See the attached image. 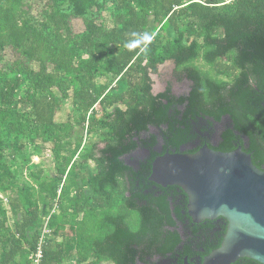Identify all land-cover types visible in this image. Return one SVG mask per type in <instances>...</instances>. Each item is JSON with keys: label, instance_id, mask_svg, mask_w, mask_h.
<instances>
[{"label": "trees", "instance_id": "obj_1", "mask_svg": "<svg viewBox=\"0 0 264 264\" xmlns=\"http://www.w3.org/2000/svg\"><path fill=\"white\" fill-rule=\"evenodd\" d=\"M39 1L0 0V191L13 193L7 203L0 196V264H32L48 216L41 264H65L73 251L78 264L202 259L227 220L219 230L187 217L183 232L187 194L150 180L152 161L167 150L195 152L183 149L195 121L227 115L231 125L210 147L242 144L264 169V0H42L36 13ZM150 17L151 42L130 51ZM167 60L183 67L187 92L175 94L170 82L153 91L151 72ZM118 80L127 87L114 92ZM66 101L68 117L57 121ZM24 138L49 146L55 173L30 163ZM140 146L148 154L126 163ZM7 157L22 159L30 182H17L19 164Z\"/></svg>", "mask_w": 264, "mask_h": 264}, {"label": "water", "instance_id": "obj_2", "mask_svg": "<svg viewBox=\"0 0 264 264\" xmlns=\"http://www.w3.org/2000/svg\"><path fill=\"white\" fill-rule=\"evenodd\" d=\"M223 117L216 126V137H211L213 142L230 120ZM189 147L191 143L183 146ZM136 150L139 160L148 154L144 147ZM149 178L162 186H180L188 196V214L194 222L217 217L227 220L220 245L199 264H231L243 257L264 264V169L253 162L242 144L230 151L214 149L208 143L195 152L167 150L152 161ZM184 260L191 264L187 257Z\"/></svg>", "mask_w": 264, "mask_h": 264}, {"label": "rangeland", "instance_id": "obj_3", "mask_svg": "<svg viewBox=\"0 0 264 264\" xmlns=\"http://www.w3.org/2000/svg\"><path fill=\"white\" fill-rule=\"evenodd\" d=\"M42 3H43L42 0L38 2V5L36 9L34 10V12L37 13L41 9ZM74 24H75L76 30L78 31H80L83 28V22L81 19L75 20ZM154 27H155L154 20L153 18L150 17L148 28L145 33H148L151 36ZM169 31L173 33L171 27L169 28ZM195 63H197L204 69L210 68L209 65H207L203 60H197ZM182 68L183 67H176V64L173 60H167L164 63L160 64L157 72H151V77L153 79V91L156 93L158 91L164 90L166 84L170 82L172 84V89L175 94H181V93L187 92L190 88L191 80L188 79L184 75ZM115 83L117 85V88L114 92L122 91L127 87V84L124 81L118 80ZM70 106L71 104L69 101L63 102V108L60 109L56 115L57 121L65 120L68 117ZM90 138H92V140L97 139V137L95 136H92V137L85 136L84 140L87 139V141H89ZM23 141L28 142V147L26 148L27 150L25 151V155L27 154L31 155L30 163L32 162L41 163L44 169V175L47 173L53 174L56 172L55 164L53 161V154L49 150V146L34 149L35 148L34 143L30 142L29 140H26V138H24ZM100 146H102V143H100ZM8 151H12V150L9 149ZM7 159H9L10 163L19 164V171H18V174H16V179L19 184H21L23 181H28V182L31 181L29 178V169L27 165L22 161L21 158H17V159L12 158L11 160L9 157H7ZM123 159L125 160L126 163L132 166H136L137 162L139 161L138 151L134 150L131 153L124 155ZM13 167L15 166L13 165ZM86 191L88 193H91V190L89 187H86ZM12 194L13 193L11 192L3 193L0 191V196L2 197L4 203L8 202L9 197ZM39 199L41 203L44 204V207L46 209L48 207L52 209V205L55 204L54 202L51 203L49 199L40 198V196H39ZM55 206L56 204L54 205V207ZM8 220L10 223L13 222V217L11 214H9ZM74 253H75L74 251L72 253H68L67 258L65 259V264H78L76 261V255ZM84 264H88V263H84ZM137 264H144V263L139 260Z\"/></svg>", "mask_w": 264, "mask_h": 264}, {"label": "flooded vegetation", "instance_id": "obj_4", "mask_svg": "<svg viewBox=\"0 0 264 264\" xmlns=\"http://www.w3.org/2000/svg\"><path fill=\"white\" fill-rule=\"evenodd\" d=\"M222 121H224V117L220 121H214L212 118H199L198 120H196L194 123L196 136L190 141L191 147L200 148L205 143H208V145L209 144L218 145L220 140H221V132L231 125V120L225 121L224 126L220 130L219 135L217 137L218 140L216 142H213V141H211V137H216V134H215L216 133V126L218 123H221ZM246 140H247V138H246ZM245 146L246 147L249 146V143H247V141L245 142ZM139 161L137 162V165L139 164ZM178 191H179V189H178ZM187 204H188V196H187ZM183 212L185 213V219L186 220L180 222V228L182 229L183 232L190 231V229L188 227V221L189 220L187 218V217H190L188 214V208H187V212L185 210ZM210 222H211V224L217 226V227L214 226V229L220 230L222 228L221 224L226 223V220H224V218H222V217H217L215 219H210ZM197 223H201V222H197ZM204 223L206 224L207 222L205 221ZM193 226H195V228H198V227H201L202 225L197 226V225L193 224ZM200 257H201V255H194L193 257H191L190 261L188 258V262H190L191 264H199L200 260H201ZM164 260H166V259L157 258L153 264H177L178 263V258L172 257L166 261H164ZM184 264H186L185 260H184Z\"/></svg>", "mask_w": 264, "mask_h": 264}, {"label": "built area", "instance_id": "obj_5", "mask_svg": "<svg viewBox=\"0 0 264 264\" xmlns=\"http://www.w3.org/2000/svg\"><path fill=\"white\" fill-rule=\"evenodd\" d=\"M49 216L45 219V223L42 228L41 235L39 237L37 246L35 250L31 253L30 258L32 260V264H41V260L44 254V245L47 242V238L51 233V229L48 226Z\"/></svg>", "mask_w": 264, "mask_h": 264}, {"label": "clouds", "instance_id": "obj_6", "mask_svg": "<svg viewBox=\"0 0 264 264\" xmlns=\"http://www.w3.org/2000/svg\"><path fill=\"white\" fill-rule=\"evenodd\" d=\"M133 35L135 36V35H140V34L133 33ZM151 40H152V37L148 33H143L142 35H140L139 39L128 43L126 45V47L130 51L133 50L134 48H136L137 46L141 45V44H143L146 47L147 44L151 42Z\"/></svg>", "mask_w": 264, "mask_h": 264}]
</instances>
